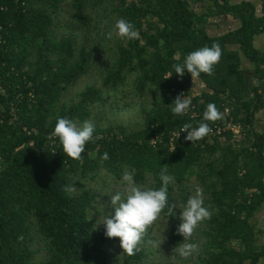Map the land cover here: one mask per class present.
<instances>
[{
  "label": "trees",
  "instance_id": "16d2710c",
  "mask_svg": "<svg viewBox=\"0 0 264 264\" xmlns=\"http://www.w3.org/2000/svg\"><path fill=\"white\" fill-rule=\"evenodd\" d=\"M194 2L0 0V84L7 89L0 92V264H148L152 249L145 242L134 255L123 253L115 261L111 248L119 238L105 235L99 217L110 215L108 188L122 182L126 169H135L138 184L158 189L164 165L172 177L169 205L176 209L170 217L165 208L158 220L169 229L172 252L183 242L180 216L196 187L211 212L197 237L186 241L197 250L187 258L173 252L180 264L262 262L264 227L257 228L252 217L264 207V127L255 124L264 109V49L255 45L264 32V0L261 13L255 0ZM227 14L240 25L210 34L211 17ZM120 18L134 24L139 39H107L110 22ZM213 43L220 45L222 59L214 75H200L205 87L193 93L191 74L180 77L173 65ZM245 59L254 65L250 80ZM90 71L98 79L70 95ZM173 86L185 88L195 104L184 115L171 110L178 97ZM121 92L141 98L143 122L137 128L103 124L99 117L98 108ZM10 102L17 119H10ZM209 103L223 114L207 122L210 127L232 118L244 124L245 137L235 140L226 130L193 143L178 139L172 148L171 131L185 123L197 127ZM60 117L95 125L81 160L67 157L51 136ZM158 133L164 139L152 143ZM100 179L101 186L92 183Z\"/></svg>",
  "mask_w": 264,
  "mask_h": 264
},
{
  "label": "clouds",
  "instance_id": "9594fccd",
  "mask_svg": "<svg viewBox=\"0 0 264 264\" xmlns=\"http://www.w3.org/2000/svg\"><path fill=\"white\" fill-rule=\"evenodd\" d=\"M114 36L135 40L139 39V32L129 20L120 18L116 21L114 30L107 33V39H112ZM222 55L220 45L213 43L211 47L205 46L187 54L183 63L174 64L173 68L175 74L180 77H183L187 71L195 81L202 73L208 76L214 75V68L219 64ZM191 103V99L182 94L174 100V106L171 110L175 115H184L188 112ZM222 118L223 114L217 106L214 103H209L203 114V121L197 127L185 123L181 132H187L185 137L187 141L192 143L199 141L212 132V128L207 122H216ZM94 131L95 125L90 120L78 124L69 118L60 117L57 119L51 136L58 137L63 153L67 157L73 160H81L87 143L93 139ZM101 159L108 160V153L105 152ZM167 166L164 165L160 170L159 178L162 181V186L158 189L138 184L134 178L135 169L131 171L126 169L122 175V182L125 185L124 191L116 192L110 196L111 206L115 209V214L114 216L105 215L103 222L99 224L106 226L105 235L108 238H119L123 253L130 256L134 255L144 236L160 218L164 209H168L170 217L176 209V205H169L168 201V185L172 182V177L167 174ZM64 190L71 192L75 188L74 186L65 187ZM210 218L211 212L204 206L203 192L199 187H196L194 194L188 198L180 216L182 222L177 233L183 236V242L179 243L173 252L183 258L189 257L197 245L186 243V241L191 239L201 222ZM19 239L22 241L23 236H20Z\"/></svg>",
  "mask_w": 264,
  "mask_h": 264
},
{
  "label": "rangeland",
  "instance_id": "374dc122",
  "mask_svg": "<svg viewBox=\"0 0 264 264\" xmlns=\"http://www.w3.org/2000/svg\"><path fill=\"white\" fill-rule=\"evenodd\" d=\"M193 2V5H195L194 0H191ZM236 1V0H235ZM257 2L258 6V12L262 9V0H255ZM221 17V16H220ZM223 20L220 18L213 17L212 20H218V22L221 20L223 22L222 27H215L214 23L209 24L208 30L212 33L219 32L223 29H228L231 27L234 22L232 21L231 17H227L225 15L222 16ZM104 21L110 20L109 17H104ZM112 21V20H111ZM116 21L110 22L111 31L114 30ZM103 26V25H102ZM95 32H92V35L96 37ZM262 35V33H261ZM99 39L100 37L97 36ZM114 38V37H113ZM259 44V42H257ZM107 53V52H106ZM253 64V62L249 61L248 59L244 60V68L247 72V79L252 72L249 70L248 64ZM98 79V74L96 72L90 71L88 74H86L77 84L74 86L70 92V95H75L77 90L82 89L87 84L92 83ZM101 82H99L100 84ZM193 90V89H192ZM194 92V90L192 91ZM151 95H148L147 98H150ZM146 98V100H147ZM148 101V100H147ZM140 102L141 98L138 96H134L128 92L126 93H120L119 95L112 96L107 103H104L100 108L101 110H98L101 112V119L103 124H107V122L110 121H120L125 124L131 125L133 128L139 127L143 122V115L140 112ZM264 112V110L262 111ZM96 118V117H95ZM93 120V119H92ZM264 127V124L262 125ZM261 126V127H262ZM101 179L99 181L92 180V183L98 186H101ZM124 183L120 182L119 184H113L112 187L108 188V191L114 195L116 193L117 188H121L124 190ZM115 209H110V215L114 216ZM97 217V215H96ZM104 217L100 216L99 221H103ZM252 221L256 222L257 228L264 227V207H262L253 217ZM197 230H195L193 234V239L197 237ZM148 233L152 234L153 238H146L145 240H142V242H145L147 246H150L152 249L151 256L149 258L148 264H180L181 262L179 259L175 256V254L170 250V244H169V229L165 223V221L157 220L155 224L152 226L151 229H149ZM260 239H264V234H260ZM188 242V241H187ZM197 250V248H196ZM112 256L114 257L115 261H118V259H121V255L123 254V249L120 247V241H118L114 246L111 248ZM42 252L38 253V256H41ZM258 264H264V259L262 262Z\"/></svg>",
  "mask_w": 264,
  "mask_h": 264
},
{
  "label": "built area",
  "instance_id": "2783aa9c",
  "mask_svg": "<svg viewBox=\"0 0 264 264\" xmlns=\"http://www.w3.org/2000/svg\"><path fill=\"white\" fill-rule=\"evenodd\" d=\"M0 28H1V26H0ZM6 90H7L6 87L3 84H0V92H4ZM172 90L175 91L176 95L180 96V95L184 94L186 97L190 98L192 101L191 95L189 94V92L185 88L173 86ZM10 105H11V108H10L11 117H10V119L11 118L17 119L18 114L14 108L13 102H10ZM194 107H195V104L191 103V106L189 109L194 108ZM229 111H230V108L226 107L224 110V113L225 114L229 113ZM1 120H4L3 116L0 117V121ZM182 127L183 126L174 128L169 135V140H170V144H171L172 148L174 147L176 140H178V139L186 140L185 137L187 136V132H183V131L181 132ZM211 128H212V132L210 133V135H213V136L217 135V134L218 135L223 134V132H225L226 130L232 131L233 138L235 140H241L246 135V130H245L244 124L241 122L235 121L232 118L227 119L225 121V123H215L213 126H211ZM163 139H164V136L162 134L158 133L152 139L153 140L152 143H158V142L162 141Z\"/></svg>",
  "mask_w": 264,
  "mask_h": 264
},
{
  "label": "crops",
  "instance_id": "0c3cea01",
  "mask_svg": "<svg viewBox=\"0 0 264 264\" xmlns=\"http://www.w3.org/2000/svg\"><path fill=\"white\" fill-rule=\"evenodd\" d=\"M259 13H261V11L259 12ZM223 16V15H222ZM215 17V18H220V19H222L223 20V17ZM225 16H227V17H231L232 18V21L234 22V24H232L231 25V27L230 28H226V29H223V30H221V31H217V32H215V33H211L209 30V33L210 34H220V33H223V32H225V31H227V30H229V29H231V28H235V27H237V26H239L240 25V20L239 19H237V18H235L234 16H232L231 14H227V15H225ZM212 18L213 17H211V19H210V22H209V24H211V23H214L215 24V27L217 26H219V27H222L223 25V22L220 20L219 22H218V20H212ZM210 27V26H209ZM207 29H208V27H207ZM257 42H259V44H257ZM255 45L257 46V47H260V48H263L264 49V32H262V35H261V33L260 34H258V35H256V37H255ZM250 63V62H249ZM248 67H249V70H251V71H253L254 70V65L252 64V63H250V64H248ZM251 74V73H250ZM249 78V80H250V76L248 77ZM188 80V84H189V87H190V89L192 90H194V92L193 93H200L201 92V90L205 87V83L200 79V78H197L195 81H193V78L192 77H190V78H188L187 79ZM253 82H258V81H256L255 79L253 80ZM261 87H263V85H261ZM192 90V91H193ZM264 109H261V110H259L258 112H257V114H256V118H255V124H256V126L258 127V128H261V126L264 124V112H262ZM263 127V126H262Z\"/></svg>",
  "mask_w": 264,
  "mask_h": 264
}]
</instances>
